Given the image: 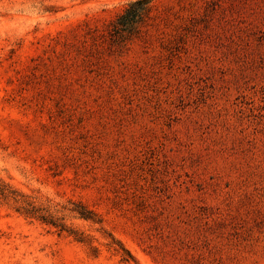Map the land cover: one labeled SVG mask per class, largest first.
<instances>
[{
  "label": "rangeland",
  "instance_id": "374dc122",
  "mask_svg": "<svg viewBox=\"0 0 264 264\" xmlns=\"http://www.w3.org/2000/svg\"><path fill=\"white\" fill-rule=\"evenodd\" d=\"M129 4L0 0V264H264V0Z\"/></svg>",
  "mask_w": 264,
  "mask_h": 264
},
{
  "label": "trees",
  "instance_id": "16d2710c",
  "mask_svg": "<svg viewBox=\"0 0 264 264\" xmlns=\"http://www.w3.org/2000/svg\"><path fill=\"white\" fill-rule=\"evenodd\" d=\"M151 3L152 0H136L134 2H131L124 14L118 20L119 30L123 32L132 30L135 25L143 19V17L149 10ZM86 213L87 212L82 211L81 215L83 217H89V214ZM41 219L45 222H48V220L43 216H41Z\"/></svg>",
  "mask_w": 264,
  "mask_h": 264
},
{
  "label": "clouds",
  "instance_id": "9594fccd",
  "mask_svg": "<svg viewBox=\"0 0 264 264\" xmlns=\"http://www.w3.org/2000/svg\"><path fill=\"white\" fill-rule=\"evenodd\" d=\"M128 2L131 3L134 2V0H128ZM4 13H5V9L2 6H0V14H4Z\"/></svg>",
  "mask_w": 264,
  "mask_h": 264
}]
</instances>
